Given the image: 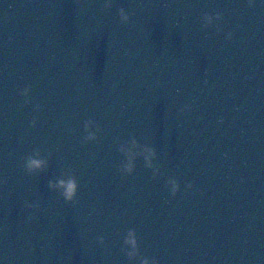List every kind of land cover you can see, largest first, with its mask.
<instances>
[{
	"label": "water",
	"instance_id": "95a60500",
	"mask_svg": "<svg viewBox=\"0 0 264 264\" xmlns=\"http://www.w3.org/2000/svg\"><path fill=\"white\" fill-rule=\"evenodd\" d=\"M144 260L264 264V0H0V264Z\"/></svg>",
	"mask_w": 264,
	"mask_h": 264
},
{
	"label": "clouds",
	"instance_id": "9594fccd",
	"mask_svg": "<svg viewBox=\"0 0 264 264\" xmlns=\"http://www.w3.org/2000/svg\"><path fill=\"white\" fill-rule=\"evenodd\" d=\"M121 16L124 18V19H126L127 18V16H126V14H125V12H124V10L123 9H121ZM208 19H209V21H211V17H208ZM40 161H37V160H31L30 161V166H32V167H37V166H39L40 165ZM129 239H130V242L133 244V246H135V243H136V241H135V237H134V234L133 233H129ZM142 264H149V261L148 260H144L143 262H142Z\"/></svg>",
	"mask_w": 264,
	"mask_h": 264
}]
</instances>
